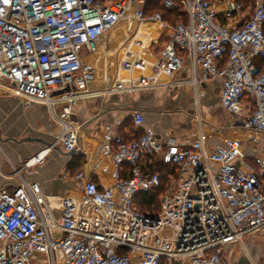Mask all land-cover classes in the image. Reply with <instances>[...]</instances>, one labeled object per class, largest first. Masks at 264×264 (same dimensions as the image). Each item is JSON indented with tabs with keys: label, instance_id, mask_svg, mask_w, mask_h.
I'll return each instance as SVG.
<instances>
[{
	"label": "built area",
	"instance_id": "1",
	"mask_svg": "<svg viewBox=\"0 0 264 264\" xmlns=\"http://www.w3.org/2000/svg\"><path fill=\"white\" fill-rule=\"evenodd\" d=\"M160 1L186 20L144 16L131 0H0V91L25 109L45 104L58 128L52 142L11 164L14 182L0 186V264H134L135 255L138 264H230L229 245L264 226V0L246 7L236 0ZM126 17L105 89L124 94L189 83L196 131L184 144L160 138L142 127L144 111L135 108L136 136L111 135L103 125L111 185L80 171L74 194L45 193L28 176L55 149L82 152L73 115L91 93L94 61L105 53L100 40ZM186 60L191 76L172 80ZM215 78L222 80L218 105L237 135L211 142L221 129L203 120L197 89ZM167 168L173 171L159 211L142 213L135 196L157 190Z\"/></svg>",
	"mask_w": 264,
	"mask_h": 264
},
{
	"label": "crops",
	"instance_id": "2",
	"mask_svg": "<svg viewBox=\"0 0 264 264\" xmlns=\"http://www.w3.org/2000/svg\"><path fill=\"white\" fill-rule=\"evenodd\" d=\"M145 25L149 28V24ZM141 28L139 38L147 32L145 26ZM125 29L127 26L120 25L104 37L108 39L107 43L105 39L102 43L100 40L101 49L108 52H101L105 54L103 62H100L102 58L100 56L95 59V79L89 87L91 93L83 100V104L76 108L73 115L74 122L81 128L79 143L82 152L67 155L55 149L49 154L45 163L36 167L28 176L30 180L40 181L45 193L69 195L78 190L79 182L72 178L74 175L67 167L71 158L76 155H82L79 172L84 171L87 177L99 186L111 185L112 162L110 157L104 156L101 151L103 135L106 133L103 125L110 126L111 135L118 132L125 138L136 136L141 128H135L132 123L131 112L135 108L144 111L142 127L150 126L160 138H173L176 143L184 144L196 131L194 104L196 90L189 83H174L170 86H158L124 94L111 93L105 89L104 79L113 72L110 70L114 67L113 54ZM136 49L138 48L133 47L132 51ZM190 76V62L186 60L184 68L176 72L171 79L186 80ZM221 86V78H215L204 82L197 89L203 120L210 121V124L221 129L217 136L214 134L211 136V142H218L219 139L229 135L226 129V124L229 125L228 121H223L218 116L221 108L218 105ZM14 110H18L19 115H11ZM0 119L4 122L3 127L0 126V136L3 137L4 142L3 145L0 143V186H2L14 182L11 164L19 166L21 161L52 142L58 128L49 120L45 104L33 102L25 109L20 99L11 96L0 98ZM118 121L121 122L120 126L117 125ZM26 137L35 138L36 141L20 142ZM121 173L126 176V169Z\"/></svg>",
	"mask_w": 264,
	"mask_h": 264
},
{
	"label": "rangeland",
	"instance_id": "3",
	"mask_svg": "<svg viewBox=\"0 0 264 264\" xmlns=\"http://www.w3.org/2000/svg\"><path fill=\"white\" fill-rule=\"evenodd\" d=\"M213 1H215L217 3V5H218V3H221V0H213ZM145 2H146V0H131V3L133 4L132 7L135 9L141 8ZM245 3H246V5H244V6L246 7L252 3V0H250V1L245 0ZM123 21L120 23L123 24ZM104 55L105 54H102V58L100 59V62H103V56ZM94 58H96V56ZM113 61H114V65H115V61H116L115 53L113 54ZM95 64H96V62H95ZM110 70L111 71L114 70V67H113V69L110 68ZM4 97L6 98L7 94L2 93L0 91V98H4ZM16 114L19 115L18 110H14L11 115H16ZM218 116L221 117V119H223V121L224 120L228 121L227 122L228 124L231 121V118L228 116V114L222 108L219 109ZM48 117H49V115H48ZM25 118H27L26 113H25ZM2 121L3 120L0 119V126L1 127H3V123H4ZM207 123L210 124V121H207ZM210 125H212V124H210ZM226 127H227L226 128L227 131H229L228 136L235 134L231 129H229V126L227 124H226ZM238 133L240 134L242 132L238 131ZM235 135H237V134H235ZM3 136H5V135H3ZM2 140H3V137L0 136V143L3 145L4 142ZM159 206H160V203H159ZM243 241H244L243 244H237L236 246L229 245V247L226 251V254H225L226 261L230 264H251V261L249 260L247 254L245 253V249H247L246 251L251 254V256L253 257V260L256 262V264H264V226H262L258 231H256V233L254 235L245 236L243 238ZM134 264H138V256L137 255L134 256Z\"/></svg>",
	"mask_w": 264,
	"mask_h": 264
},
{
	"label": "trees",
	"instance_id": "4",
	"mask_svg": "<svg viewBox=\"0 0 264 264\" xmlns=\"http://www.w3.org/2000/svg\"><path fill=\"white\" fill-rule=\"evenodd\" d=\"M236 1L243 5H246L245 0H236ZM155 12H159L162 15L163 19L171 24H174L175 22L179 20H183V21L186 20L184 12H182L179 8L166 9L161 4L160 0H146L144 5L141 7V13L144 16H148ZM81 162H82V155H76L71 158V160L69 161L67 165L71 174L74 175L79 172ZM155 169H159V168L156 167ZM155 169L153 168V170ZM169 171L172 172L173 170L167 168L165 172L161 173V176H160L161 185L157 190L138 193L135 196L136 204L142 213L155 214L159 211L160 197L165 191L166 185L168 184L167 173ZM161 264H166V263L162 261Z\"/></svg>",
	"mask_w": 264,
	"mask_h": 264
},
{
	"label": "bare ground",
	"instance_id": "5",
	"mask_svg": "<svg viewBox=\"0 0 264 264\" xmlns=\"http://www.w3.org/2000/svg\"><path fill=\"white\" fill-rule=\"evenodd\" d=\"M127 14H129V11H127ZM128 19H129V17H126V19L123 21V24L119 22L118 25H117L115 28H117V27L120 26V25L128 26V25H129V20H128ZM121 22H122V21H121ZM144 26L146 27L147 30H149V28H150V24L148 25L149 28H148L146 25H144ZM144 26H142V27H144ZM115 28H114V29H115ZM114 29H112L111 31H113ZM111 31H109V32H111ZM109 32H108V33H109ZM92 68H93L94 73H96V65H95V64H93V67H92ZM1 92H2V91H1ZM255 233H256V232H254L253 235H254Z\"/></svg>",
	"mask_w": 264,
	"mask_h": 264
},
{
	"label": "water",
	"instance_id": "6",
	"mask_svg": "<svg viewBox=\"0 0 264 264\" xmlns=\"http://www.w3.org/2000/svg\"><path fill=\"white\" fill-rule=\"evenodd\" d=\"M31 141H36V139L35 138H32V137H26V138H23V139L20 140V142H31ZM65 154L70 155L72 153L71 152H65Z\"/></svg>",
	"mask_w": 264,
	"mask_h": 264
}]
</instances>
